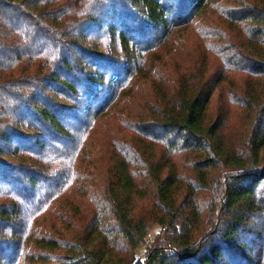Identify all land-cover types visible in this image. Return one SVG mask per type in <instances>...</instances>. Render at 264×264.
Instances as JSON below:
<instances>
[{
	"label": "trees",
	"instance_id": "16d2710c",
	"mask_svg": "<svg viewBox=\"0 0 264 264\" xmlns=\"http://www.w3.org/2000/svg\"><path fill=\"white\" fill-rule=\"evenodd\" d=\"M200 20L171 80L159 47ZM224 93L250 126L235 137ZM122 242L124 264H264V0H0V264H109Z\"/></svg>",
	"mask_w": 264,
	"mask_h": 264
},
{
	"label": "rangeland",
	"instance_id": "374dc122",
	"mask_svg": "<svg viewBox=\"0 0 264 264\" xmlns=\"http://www.w3.org/2000/svg\"><path fill=\"white\" fill-rule=\"evenodd\" d=\"M201 23L203 24L202 27H201ZM208 24H209L208 21L200 20V22L196 23L192 27L186 26V27L182 28L181 30H178L173 35L172 38H170L164 45H161V47H159L158 51H160V55H162V59H165V67H167V69L170 72L169 78L171 80L175 79V76H173V75H174V72L176 70L180 71L183 69V64H185L188 61L187 57H192V58L196 59L198 57V50H200L201 48L206 46V45H204L205 42L200 40V38H199L200 35L198 32L201 29H203L204 26H207ZM170 51H172V53H170ZM169 55H170V57H169ZM159 62H160V60H158L157 62H153L154 68H157V66H159ZM196 62H197L196 68H199L201 65V61H196ZM211 63H212V68L216 69L218 66V62L211 61ZM155 80L157 81V83H159V77H156ZM138 81H139V78H136L135 83H137ZM144 87L145 86L140 88L139 86L135 85V89H138L139 92L137 93V98L135 100L136 105L133 104L132 102H130V104L134 108H136L137 106H140L142 104V102L145 99H147L149 96L148 87H146V88H144ZM222 97H223V99L221 102L223 104L224 112H225V114L228 112V115H227L228 120H227V126H226L225 131L227 133H229L232 137H235V135L241 131L250 130L249 125H247L246 123L242 125V123L240 122L241 121L240 112L242 110L240 105L238 106V105L232 104L230 101L229 95H227V93H224ZM218 99L219 98H217V100ZM217 104H218L217 102L214 103L215 106ZM219 111H222V110H219ZM116 116H117V111L113 113V116L111 118H109L108 120H105L103 123L109 124V123L114 122ZM243 133H247V132H243ZM94 148H95V145H93L92 148L90 147L88 150L91 151V149H92V151H93ZM154 148L158 154H160L163 150L158 145H156ZM104 160H105L104 162L108 161L107 159H104ZM183 161H184V156H183ZM183 173L186 175V177H193L194 176L193 171L189 168H183ZM225 174H226V172L221 168L212 171V173L209 176V178H210L209 187L207 190H205L201 194V203L207 201L210 204L212 196H214L213 191L217 190L218 182L222 183L224 181V179H226ZM103 185H105V184L103 183ZM72 194H74V190L71 193V195ZM75 197L76 198L71 196V198L74 199V201L71 204H69L70 202L69 203L65 202L66 210L68 211L70 208H72L74 211H73V214L69 213L70 214L69 217H71V218L73 217V219L74 218L75 219L81 218V219H79V220H81V225H83V228H86V226H88L89 221L92 218V216L95 213H98V209L95 205H93L91 207V210L88 209L85 211H81V207L79 209L78 205H79V201L83 200V197L81 196V194L77 195ZM100 197H104L103 188H102ZM68 198L66 199V201H68ZM139 205L143 206V208L146 211L148 209V212L151 211V209L154 206L153 201H147V202L143 203L142 205L141 204H139ZM203 214L206 215L207 210L203 209ZM154 223H155L154 221H150V240H149L150 245L148 243H145L143 245V248L138 251V253H140V256L142 258L144 257L143 251L146 248L160 244L161 243L160 240L163 241L162 234L160 233L162 231V229L160 226H158ZM58 225H61V223L59 222ZM76 225H78V224H76ZM81 225H78V226H81ZM151 238H152V240H151ZM72 245H74V244H72ZM34 251L40 253L43 250H36L35 249ZM69 252L70 251H67V250H57V251L53 252V255H55L56 258L52 259L51 264L61 262V261H63L64 263L69 262V258H71L68 256ZM130 252H132V249H130L128 246H125V244L122 242L120 245V248H116V250H115L116 254L117 253L120 254L118 257H109V256H106V257H109V259L111 261L109 264H124L126 261H128L127 258H129V257H127V256L129 255ZM48 258H51V257H48ZM123 259H125V260L123 262H121ZM22 262L25 263L24 260H22ZM97 264H105V263L99 261V262H97Z\"/></svg>",
	"mask_w": 264,
	"mask_h": 264
}]
</instances>
